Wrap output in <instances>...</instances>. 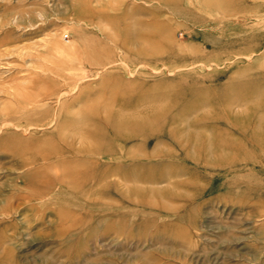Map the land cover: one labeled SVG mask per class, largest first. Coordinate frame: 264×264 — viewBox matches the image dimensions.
<instances>
[{"label":"rangeland","instance_id":"1","mask_svg":"<svg viewBox=\"0 0 264 264\" xmlns=\"http://www.w3.org/2000/svg\"><path fill=\"white\" fill-rule=\"evenodd\" d=\"M0 264H264V0H0Z\"/></svg>","mask_w":264,"mask_h":264},{"label":"bare ground","instance_id":"2","mask_svg":"<svg viewBox=\"0 0 264 264\" xmlns=\"http://www.w3.org/2000/svg\"><path fill=\"white\" fill-rule=\"evenodd\" d=\"M95 118H96V112L95 111L88 112V111L82 110L80 112V119L79 120L77 119L78 121H75V123L73 121H71V120H67V121L64 120L65 125H67V126L70 125L69 129L71 130V133L68 134L67 139L65 140L66 143H64V148H65L66 151H70V150L74 149L73 148L74 145L72 144V141L76 138V135L79 136L78 140H81V141L85 137H90V138L94 139V137L98 136L97 135L98 132L96 131V129H93V127L92 128H86V127L83 128V126H82L83 121L87 122V124H93V126H94L95 125L94 123H96ZM144 123L145 122H142V121L134 122V125H133L134 128H132V132L131 133L135 134L139 130H141V128H144V125H145ZM125 124H127V123H125ZM121 125H124V124L122 122L119 123V124H116V123L112 124V126H114L115 129H117ZM61 136L62 135L58 132L54 136L50 137L51 138L50 142H52L53 140H57V139L59 141ZM53 147L56 148V145L53 146ZM87 149L88 148H85V147L84 148L78 147V150L83 151V152L88 151ZM60 152H61L60 149H55V151H54V153H58V154H60ZM90 154L94 155V153H90Z\"/></svg>","mask_w":264,"mask_h":264}]
</instances>
